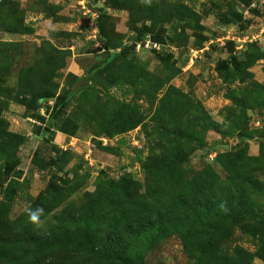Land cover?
Returning <instances> with one entry per match:
<instances>
[{"label": "rangeland", "instance_id": "obj_1", "mask_svg": "<svg viewBox=\"0 0 264 264\" xmlns=\"http://www.w3.org/2000/svg\"><path fill=\"white\" fill-rule=\"evenodd\" d=\"M0 264H264V0H0Z\"/></svg>", "mask_w": 264, "mask_h": 264}, {"label": "trees", "instance_id": "obj_2", "mask_svg": "<svg viewBox=\"0 0 264 264\" xmlns=\"http://www.w3.org/2000/svg\"><path fill=\"white\" fill-rule=\"evenodd\" d=\"M115 56H116L115 52L112 53V54H110V55H109V58H108V60H107V62H106V65H101V66H98V67L94 68V69L92 70V72H91V76L97 75V74H99L100 72H102L103 70H105L106 67H107V65H110V64L114 61ZM75 84H76V83H75ZM70 95L72 96L73 94L71 93ZM71 96H69V97H71Z\"/></svg>", "mask_w": 264, "mask_h": 264}, {"label": "water", "instance_id": "obj_3", "mask_svg": "<svg viewBox=\"0 0 264 264\" xmlns=\"http://www.w3.org/2000/svg\"><path fill=\"white\" fill-rule=\"evenodd\" d=\"M83 82H84V80L78 82V83L75 85L74 90L78 89L79 85H81Z\"/></svg>", "mask_w": 264, "mask_h": 264}, {"label": "clouds", "instance_id": "obj_4", "mask_svg": "<svg viewBox=\"0 0 264 264\" xmlns=\"http://www.w3.org/2000/svg\"><path fill=\"white\" fill-rule=\"evenodd\" d=\"M36 217L35 216H33V219H35Z\"/></svg>", "mask_w": 264, "mask_h": 264}]
</instances>
